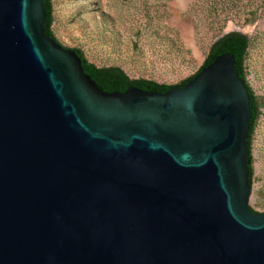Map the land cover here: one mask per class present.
Returning a JSON list of instances; mask_svg holds the SVG:
<instances>
[{
  "label": "water",
  "instance_id": "obj_1",
  "mask_svg": "<svg viewBox=\"0 0 264 264\" xmlns=\"http://www.w3.org/2000/svg\"><path fill=\"white\" fill-rule=\"evenodd\" d=\"M46 18L0 0V264H264L235 56L109 92Z\"/></svg>",
  "mask_w": 264,
  "mask_h": 264
},
{
  "label": "rangeland",
  "instance_id": "obj_2",
  "mask_svg": "<svg viewBox=\"0 0 264 264\" xmlns=\"http://www.w3.org/2000/svg\"><path fill=\"white\" fill-rule=\"evenodd\" d=\"M54 29L98 66L174 84L194 74L229 32L250 38L248 79L264 96V0H55ZM253 142L250 206L264 212V108Z\"/></svg>",
  "mask_w": 264,
  "mask_h": 264
},
{
  "label": "trees",
  "instance_id": "obj_3",
  "mask_svg": "<svg viewBox=\"0 0 264 264\" xmlns=\"http://www.w3.org/2000/svg\"><path fill=\"white\" fill-rule=\"evenodd\" d=\"M44 6L47 12L45 23L46 34L61 42L55 32V0H44ZM62 43V42H61ZM250 38L247 34L242 32H229L220 36L211 46L208 56L202 66L192 75L186 77L175 84L161 83L148 78H132L129 74L118 65L98 66L96 63L90 61L85 50L78 46H67L76 50L82 58L85 72L89 74L98 84V86L105 91H120L124 92L132 86H137L153 92H165L174 87L184 86L188 81L193 79L195 75L205 66L211 63L218 55L229 52L235 56V66L239 71L240 77L247 86L251 97L252 119L249 135L250 154L248 157V170L250 173V181L253 185L255 175V157L253 155V142L257 126L264 108V96L255 92L248 76V57L250 49ZM251 209L256 211L253 207Z\"/></svg>",
  "mask_w": 264,
  "mask_h": 264
}]
</instances>
